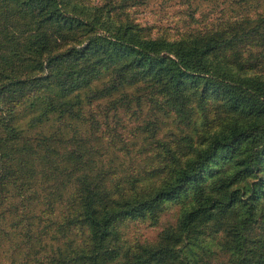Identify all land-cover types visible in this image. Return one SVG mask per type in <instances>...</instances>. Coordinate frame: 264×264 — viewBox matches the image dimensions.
<instances>
[{"label":"trees","instance_id":"trees-1","mask_svg":"<svg viewBox=\"0 0 264 264\" xmlns=\"http://www.w3.org/2000/svg\"><path fill=\"white\" fill-rule=\"evenodd\" d=\"M180 1L0 0V264H264V0Z\"/></svg>","mask_w":264,"mask_h":264},{"label":"rangeland","instance_id":"rangeland-1","mask_svg":"<svg viewBox=\"0 0 264 264\" xmlns=\"http://www.w3.org/2000/svg\"><path fill=\"white\" fill-rule=\"evenodd\" d=\"M191 3L192 7L197 6L199 7V11L205 12H208L212 6V4L207 0H191ZM185 9H187L186 4H182V1L180 0H147L145 4L136 6L134 16L142 21L154 23L156 26L171 27L181 17L183 18L184 13L186 12ZM100 104H105V102H99V105ZM129 107L130 108L128 110H118L117 113L120 117V121H123L126 117H128V112H133L134 116L139 115L138 118H143L145 115L146 108L139 111L135 109L134 104H130ZM135 123L136 122L133 120L130 123L127 122L128 125H133ZM81 129H83V127H81ZM122 133H124V131ZM176 214L177 208L171 207L169 210L162 213L157 225L151 227L142 225V228L140 229L142 237L149 240L155 239L156 235L163 227H165L168 223L174 222Z\"/></svg>","mask_w":264,"mask_h":264}]
</instances>
